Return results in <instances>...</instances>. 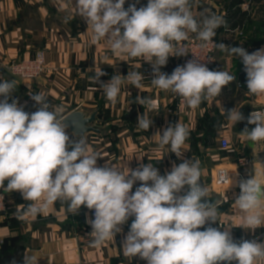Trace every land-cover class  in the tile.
<instances>
[{
    "label": "clouds",
    "instance_id": "clouds-1",
    "mask_svg": "<svg viewBox=\"0 0 264 264\" xmlns=\"http://www.w3.org/2000/svg\"><path fill=\"white\" fill-rule=\"evenodd\" d=\"M193 2L147 0L146 6L137 8L132 3L125 9L126 0H76L75 9L91 28L93 45L104 40L117 56L142 58L152 66L151 84L179 96L190 109L219 97L236 77L225 70H210L196 56L171 74L162 72L169 57L189 53L178 47L189 39V33L195 34L201 49L215 45L241 58L248 92L264 96V48L249 53L242 46L214 43L216 30L227 25L225 17L208 10L207 15H194ZM104 75L100 69L92 79L113 104L125 83L137 89L143 86L140 72L113 75L108 82L100 80ZM15 89L14 80L0 78V188L18 192L30 202L17 213L18 219L47 213L56 202L67 204L68 211L75 215L83 206L94 210V218L87 220L94 247L113 239L134 217L123 241V254L138 256L146 264H264V242H237L231 230L213 226L219 219L218 203L209 200L208 188L200 183V162L183 159L190 136L188 126L177 122L162 135L159 130L154 134L159 136L158 147L169 146L182 163L173 162L164 175L151 163L136 169L127 167L125 172L108 163L98 166L99 154L83 137L76 139L68 133L62 108L54 109L45 96L35 93L31 99L39 107L28 113L13 98ZM137 102L149 111L159 109L154 99L137 97ZM222 110L233 125L245 120L236 106ZM137 124L148 131L153 120L145 113L137 117ZM247 124L255 125L251 130L247 126L243 129L247 139L264 141V110L251 112ZM137 182L140 184L133 192ZM238 187L235 205L244 227H264V173L241 179ZM23 264L38 261L25 255Z\"/></svg>",
    "mask_w": 264,
    "mask_h": 264
},
{
    "label": "crops",
    "instance_id": "crops-1",
    "mask_svg": "<svg viewBox=\"0 0 264 264\" xmlns=\"http://www.w3.org/2000/svg\"><path fill=\"white\" fill-rule=\"evenodd\" d=\"M75 3L76 0H0V78L16 82L13 98L24 111L33 113L39 105L29 93L42 94L54 109L62 108L63 119L75 110L98 111L105 134L89 135L87 145L99 154L98 166L108 163L125 172L128 168L151 163L164 175L171 170L173 162L182 163V159L170 152L169 146L158 147L159 136L154 134L159 130L162 135L164 129L177 122L185 124L190 136L184 146L183 159L200 162L201 177L209 190L208 198L218 203L219 219L213 226L221 231L231 230L237 242L241 239L264 242V227L247 229L237 211L238 178L228 187L215 183L216 173L221 168L234 172L239 169L245 179L264 173V141L254 143L242 133L246 126L249 130L255 127L247 124V117L255 110H264V96L239 92L241 58L217 48L212 70L228 71L236 80L225 86L219 97L203 101L199 108L193 110L185 106L179 111L175 108L177 95L151 84L150 64L142 58L117 56L104 40L95 45L91 43V28L77 15ZM132 3L139 8L146 6L147 0H126L125 9ZM240 4L241 0H194L193 12L197 16L199 13L207 15L208 10L224 16L227 25L216 30L218 44L242 46L252 53L264 48V43L257 45L246 41L259 33L260 27L264 29V0H244ZM239 5L242 12L249 13L250 21L232 29V15ZM244 36L247 38L240 41ZM191 38H195L194 33H189ZM41 49L45 50L48 63L47 72L40 79H15L5 69L10 61H24ZM178 61L179 56H171L160 70L171 74ZM100 69L106 73L100 77L103 82H108L113 75L140 72L144 75L143 86L137 89L125 83L113 104L92 79ZM137 97L154 99L158 111H149L137 102ZM235 106L240 108L245 120L233 125L222 108L228 111ZM145 113L153 120L148 131L137 124V117ZM223 138L229 142L228 149L222 146ZM139 184L133 186L134 191ZM0 191L6 195L10 208L6 215L0 216V240L12 243L11 251L0 258V262L13 253H21L23 260L25 255L35 256L38 264H79L87 260L96 264H146L138 256L132 258L123 254V241L134 217L121 226V232L113 239L94 247L90 236L92 228L87 223L92 211L86 207L82 206L75 215L68 211L67 204L56 202L47 213L18 219L17 213L30 202L23 200L18 192H5L2 188Z\"/></svg>",
    "mask_w": 264,
    "mask_h": 264
},
{
    "label": "built area",
    "instance_id": "built-area-1",
    "mask_svg": "<svg viewBox=\"0 0 264 264\" xmlns=\"http://www.w3.org/2000/svg\"><path fill=\"white\" fill-rule=\"evenodd\" d=\"M213 42L218 44L216 36L213 37ZM200 41L195 38H191L183 43H181L178 47L186 49L189 53L187 55L179 56V61L176 65L183 66L188 60L193 59V56L198 57L201 62L206 64L207 67L212 70V66L214 63L215 54L217 51V47L215 45H209L206 49L200 48ZM208 60H211L209 62ZM47 61H46V52L45 50L41 49L38 50L35 55L29 59L23 60H12L6 66L5 69L9 72L10 76L15 79L20 80H36L40 79L46 72H47ZM175 67V68H176ZM30 98L34 92L29 93ZM186 106V102L183 101L179 96H177L175 102V108L179 111ZM222 146L224 149H228L230 147L228 140L222 139L221 140ZM240 165L243 166L244 164L240 162ZM238 178L240 181L241 179H245L244 174L241 170L233 171L228 170L225 168H221L217 171L215 176V183L220 187H228L232 184V181ZM134 192V190L132 189ZM9 204L7 197L4 193L0 191V216H4L7 214L9 210ZM91 216L94 218V210H91ZM132 218V217H131ZM130 219V218H129ZM4 244V240H0V247ZM79 264H96L90 260L81 261Z\"/></svg>",
    "mask_w": 264,
    "mask_h": 264
},
{
    "label": "water",
    "instance_id": "water-1",
    "mask_svg": "<svg viewBox=\"0 0 264 264\" xmlns=\"http://www.w3.org/2000/svg\"><path fill=\"white\" fill-rule=\"evenodd\" d=\"M99 114L98 111L89 113L84 110H75L65 116L63 120L71 136L76 139L83 137L87 141L91 134H105V130L100 126ZM200 183L204 184L202 177ZM7 257L0 264H23L21 253H13Z\"/></svg>",
    "mask_w": 264,
    "mask_h": 264
},
{
    "label": "trees",
    "instance_id": "trees-1",
    "mask_svg": "<svg viewBox=\"0 0 264 264\" xmlns=\"http://www.w3.org/2000/svg\"><path fill=\"white\" fill-rule=\"evenodd\" d=\"M244 0H241V4L243 3ZM249 1H252V2H260L261 0H249ZM238 6L236 12L234 15H232V18H233V25H232V29H236V27L238 26H242L243 23H245V21H250L249 20V13L248 12H242L241 11V6ZM240 15V16H239ZM264 43V40L262 41H258V42H255V44L257 45H262ZM239 69V79L237 80V84L239 86V92L242 93L243 95H245L248 90H247V84H246V72L244 70V65L241 61V65L240 67H238ZM12 249V243L11 242H8V241H4V244L3 246L1 247V250H0V258H4V256H6Z\"/></svg>",
    "mask_w": 264,
    "mask_h": 264
},
{
    "label": "rangeland",
    "instance_id": "rangeland-1",
    "mask_svg": "<svg viewBox=\"0 0 264 264\" xmlns=\"http://www.w3.org/2000/svg\"><path fill=\"white\" fill-rule=\"evenodd\" d=\"M263 30L264 29L260 27L258 29L259 33H256V34L252 35L253 36L252 39H248L247 36H244L240 41H242V40H244L246 38H247L246 41L253 42V43H255V41H262V40H264V31Z\"/></svg>",
    "mask_w": 264,
    "mask_h": 264
}]
</instances>
